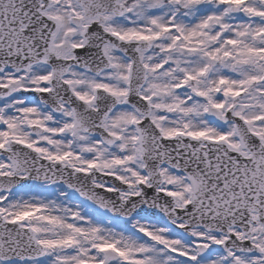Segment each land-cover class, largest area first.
I'll return each instance as SVG.
<instances>
[{"label":"snow or ice","instance_id":"snow-or-ice-1","mask_svg":"<svg viewBox=\"0 0 264 264\" xmlns=\"http://www.w3.org/2000/svg\"><path fill=\"white\" fill-rule=\"evenodd\" d=\"M0 264H264V0H0Z\"/></svg>","mask_w":264,"mask_h":264}]
</instances>
